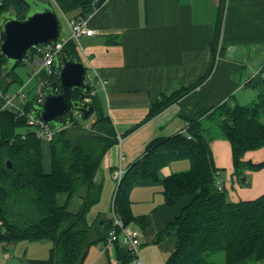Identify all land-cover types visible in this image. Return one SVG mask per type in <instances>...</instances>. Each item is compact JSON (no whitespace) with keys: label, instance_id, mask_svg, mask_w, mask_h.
Returning a JSON list of instances; mask_svg holds the SVG:
<instances>
[{"label":"trees","instance_id":"1","mask_svg":"<svg viewBox=\"0 0 264 264\" xmlns=\"http://www.w3.org/2000/svg\"><path fill=\"white\" fill-rule=\"evenodd\" d=\"M51 1L50 4H55L64 14L75 13L73 19H86L105 2ZM225 4L226 0H220L212 37L213 63L208 75L217 57ZM30 10L27 0H0V19L10 12L24 20ZM65 48L81 61L74 40H68ZM37 57L40 60L41 55L31 48L25 60L10 68L7 58L0 52V92L7 94L13 83L20 82L18 67ZM54 69L57 70L56 65ZM208 75L189 87L163 94L139 125L179 102ZM39 76L50 82L57 80L56 75L48 77L45 71ZM247 86L257 93L251 104L225 102L188 120L183 132L155 139L125 172L117 187L113 214L125 226L138 228L146 235L153 232V225L150 217L134 215L131 201L134 187L140 182H160L164 167L181 160L189 161L188 170L175 172L162 183L167 206L189 200L181 213L154 239L156 244H161L167 240V233L175 237L166 264H213L210 256L219 252L226 255L224 264L264 263V194L251 201L229 202L227 190H218L217 173L222 170L216 168L210 147L215 139L231 143L235 174L242 186L251 184L246 170L264 169V162L243 161L248 151L264 148V66ZM79 96L78 90L72 91V99ZM86 98L94 107L91 115L85 119L78 113L68 127H53L56 133L51 140L50 173L44 170L38 125L29 124L27 116L2 109L4 101L0 98V243L51 242L49 258L34 261L37 264H85L90 248L99 243L105 245L113 227V217L106 219L104 231L99 228L98 221L90 224L87 217L102 193V186L97 185L94 178L108 150L118 143V134L93 87ZM34 101L25 105L27 109L34 111ZM77 116L91 120L90 125H82ZM60 194L80 196L83 199L81 211L73 214L60 206L57 200ZM113 247L118 264H131L133 256L120 242H115Z\"/></svg>","mask_w":264,"mask_h":264},{"label":"crops","instance_id":"2","mask_svg":"<svg viewBox=\"0 0 264 264\" xmlns=\"http://www.w3.org/2000/svg\"><path fill=\"white\" fill-rule=\"evenodd\" d=\"M219 6L220 0H105L86 18L89 28L96 34L81 37L79 56L87 69L88 83L122 137L108 150L94 178L96 184L102 186V193L91 210L92 215L87 217L90 224L99 221L102 215L107 219L106 213L97 208L106 200L112 211L118 187L116 172H126L144 155L152 141L183 132L188 120L225 102L248 105L254 101L244 103L247 98L244 94L251 89L248 82L264 66V0H226L217 57L208 75L213 63L212 37ZM33 62L39 67L38 61L34 59ZM206 75L203 83L179 102L139 125L163 94L189 87ZM23 82L18 83L24 91L26 85ZM36 97L30 100L26 94V103ZM16 103L21 101L16 99ZM210 147L216 168L225 170L221 175L224 173L227 178L229 202L251 201L264 194V169L246 170L251 184L242 186L235 174L231 143L215 139ZM42 152L44 170L50 173V140H42ZM243 161L264 162V148L247 152ZM187 167L188 163L180 162L164 167L160 182L138 183L132 191L131 201L133 195L143 196L148 192L150 195L149 188L162 185L165 178L185 171ZM149 195L141 202L149 203ZM57 200L73 214L79 213L83 206V199L78 195L60 194ZM188 202L184 200L175 206H167L164 199L148 213H142L136 211L132 201L134 215L148 216L152 221L153 232L140 236V240L142 237L146 239L145 243L157 247L152 249L141 243L149 264H157L161 259L164 263L170 255L173 243L156 244L154 239ZM96 263L95 258L88 264Z\"/></svg>","mask_w":264,"mask_h":264},{"label":"water","instance_id":"3","mask_svg":"<svg viewBox=\"0 0 264 264\" xmlns=\"http://www.w3.org/2000/svg\"><path fill=\"white\" fill-rule=\"evenodd\" d=\"M37 1H28L31 10L24 20L10 12L3 14L0 19V51L7 58L10 68L25 60L34 46L55 45L60 39V23L53 7L36 10ZM56 66L57 80L42 89L44 102L34 105L32 115L56 129H63L74 122L75 114L82 113L86 119L93 113L94 107L86 101L92 85L86 82L88 76L85 65L67 48L56 55ZM75 89L80 92V96L74 100L72 91ZM8 166L12 167L10 161ZM105 224L106 217L102 215L98 221L102 231Z\"/></svg>","mask_w":264,"mask_h":264},{"label":"rangeland","instance_id":"4","mask_svg":"<svg viewBox=\"0 0 264 264\" xmlns=\"http://www.w3.org/2000/svg\"><path fill=\"white\" fill-rule=\"evenodd\" d=\"M27 1L33 3V1L35 0H27ZM50 1L51 0H38L37 3L35 4L36 7L34 9L41 10L48 6L53 7L54 11L56 12L58 16L59 23H60V32H61L60 40L67 41L71 35V31H70L67 20L75 18V13L64 14L60 9H58L55 6V4L51 5L50 3L52 1L51 2ZM35 61H39V58L37 57ZM38 70H39V67L35 65L33 61H27L25 65L18 67V70H17L21 75V78H22L21 80L24 81L23 83L26 85L24 92L25 94L28 95L30 100L38 95V80L40 76H34V77L32 76V74L36 73ZM20 89H21L20 84L18 82L14 83L9 89L10 97H14ZM244 97H247L244 103L251 102V100L256 99L257 93L253 89H249L245 91ZM77 119L84 126H89L91 123V120L90 121L84 120L81 116H77ZM177 162L188 163V167L187 169H185V171L190 168L189 161L187 160H181ZM221 172H225V170ZM221 172H220V179L221 181H224L226 184L227 183L226 175H224V173H222L221 175ZM225 189H226V185H225ZM149 191L151 193L150 195L148 192L147 194L143 196L141 194L132 196V201L134 202L136 211L142 212V213H148L152 206L157 205L159 204V202L164 201L165 198L162 194V191H163L162 185L160 184L154 185L152 186V188H149ZM148 195L150 196L149 200L151 201L149 203L147 202L142 203L141 200H143V198H146V196ZM97 209L102 210V212L104 211L108 219L114 216L113 212L111 211L110 204L107 205L106 200L102 201L99 204ZM90 215H92L91 211L88 214V217ZM166 239H167L166 241L169 243L175 242V237L173 236L171 237L168 235ZM145 240L146 239L141 237L140 241L142 245L151 246L152 249H157V247L155 248L153 244L145 243ZM144 246L140 247V254H141V257L144 263L146 262L147 264H149L146 259V257L148 258V254L145 255V252H143ZM51 248H52V243L49 241H39V242L21 241L16 244L0 243V264L1 263L3 264H37L34 262L35 260H46L49 258ZM103 249H104L103 243L93 245L89 250L85 264H88L90 261L94 260L95 258L97 259L96 264H118L115 247H113L109 252H106ZM6 253L8 254V257L6 256ZM151 258H152V255H151ZM168 258L169 256L167 257V259ZM225 258H226L225 253L219 252V253H216L210 256V262L213 264H224ZM167 259L166 261H164V263L161 259V261H159L160 263L157 261V264H166ZM153 264H156V263H153ZM259 264H264V263H259Z\"/></svg>","mask_w":264,"mask_h":264},{"label":"built area","instance_id":"5","mask_svg":"<svg viewBox=\"0 0 264 264\" xmlns=\"http://www.w3.org/2000/svg\"><path fill=\"white\" fill-rule=\"evenodd\" d=\"M67 22L71 31V35L68 40H74L77 44V49L81 48L80 41L82 36L85 35L91 37L96 34L95 30L89 28L87 19L72 18L68 19ZM67 41L59 39L55 45H37L33 47L38 52V54L41 55V59L38 61L40 69L38 72L34 73L33 76H39L42 71H45L48 77L53 74L57 75L58 70L54 69V66L56 65V55L58 54V52L65 48V44L67 43ZM39 80L38 95L33 104H42L44 102L45 98L42 93V89L51 83L49 79L40 78ZM86 82L88 83V79L86 80ZM0 98L4 101L2 109L13 110L17 112L19 116H27L29 124L38 125L39 138H41L42 140L50 141L53 139L56 130L52 126L41 121L38 117L34 118L32 115L33 109H27V107L25 106L27 103L26 94L23 91V88H21L14 97H10L9 94H3L0 92ZM16 99H19L21 103H16ZM86 101L89 102V99H87ZM117 139L118 141H121L122 137L118 135ZM124 174L125 172L122 170L116 172L115 180L117 182V185H119V183L122 181ZM217 187L219 191L225 190V182L221 181L219 172L217 173ZM113 220V227L109 232L108 240L104 245L103 250H110L115 242H120L133 256L131 264H145L140 254V229L125 226L122 220L115 214L113 216Z\"/></svg>","mask_w":264,"mask_h":264}]
</instances>
